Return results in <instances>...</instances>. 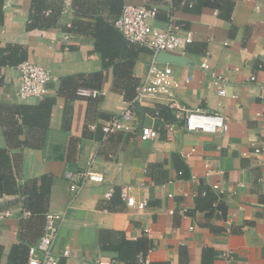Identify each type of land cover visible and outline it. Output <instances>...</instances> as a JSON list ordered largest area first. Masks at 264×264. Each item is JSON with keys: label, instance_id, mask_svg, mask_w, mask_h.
Instances as JSON below:
<instances>
[{"label": "crops", "instance_id": "obj_1", "mask_svg": "<svg viewBox=\"0 0 264 264\" xmlns=\"http://www.w3.org/2000/svg\"><path fill=\"white\" fill-rule=\"evenodd\" d=\"M40 4L0 3V148L17 184L50 178L44 211L66 212L53 244L59 264L119 260L105 247L121 236L146 244L145 264H264V0ZM124 4L157 5L154 28L165 29L172 16L179 31L192 33L190 43L168 52L180 83L176 99L223 114L225 131H187L161 100L135 103V129L103 137L101 124L133 99L151 58L112 27ZM129 49L136 50L131 64ZM204 57L209 69L200 67ZM26 59L52 73L40 99L16 94L17 65ZM214 72L226 78L224 95L212 83ZM78 86L101 94L80 97ZM144 125L157 129V137L140 139ZM89 157L103 182L73 195L64 173L81 170ZM182 164L184 176L177 171ZM125 184L133 185L136 201H146L144 209L126 206L119 193ZM4 209L13 214L0 219V264H27L26 246L42 233L45 212L22 216L19 192L0 195Z\"/></svg>", "mask_w": 264, "mask_h": 264}, {"label": "built area", "instance_id": "obj_2", "mask_svg": "<svg viewBox=\"0 0 264 264\" xmlns=\"http://www.w3.org/2000/svg\"><path fill=\"white\" fill-rule=\"evenodd\" d=\"M170 1V0H167ZM157 5L144 4H124L120 14L113 20V25L118 29L124 38L129 42L136 43L140 47L146 48L151 52V58L147 65L146 73L140 83L135 87V95L133 99L126 101L124 108L119 112L112 114L100 129L103 137L117 131H130L135 129L136 116L134 111L135 103L145 101H164V104L170 108L177 119L182 120L183 128L187 131H202L216 133L227 129L226 117L218 112H204L200 108H185L179 105L176 99L175 90L179 87V80L174 76L171 66L166 62H160L156 56L158 52H171L181 48L184 44L192 41V33L190 31H179V27L172 23L173 17L170 16L169 23L165 29H157L151 25L152 19L157 13ZM202 69H209L207 57H204L200 63ZM20 73V83L16 94L23 100L40 99L47 91V84L53 79L50 69L31 60H24L17 65ZM212 83L217 88L218 95H224L225 76L220 73L211 74ZM251 78H253L251 76ZM190 77H186L188 82ZM80 97H95L101 92L98 89L79 86L75 91ZM169 128L171 126L169 125ZM158 135L157 129L144 125L140 127L139 137L142 140H152ZM191 151L194 148L190 149ZM259 152V149H255ZM190 153V152H189ZM187 153V154H189ZM208 165L206 168L208 169ZM180 173V172H179ZM208 174V170H206ZM69 181V189L76 195L83 187L91 183H102L103 174L94 167L93 157L86 160L85 166L78 171L67 170L64 173ZM192 178L195 175L191 176ZM164 187L165 184H162ZM217 184L213 188H218ZM133 185L125 184L120 190V196L124 200L126 206L144 209L147 205L145 200L136 201L132 194ZM112 190H107L103 197L109 198ZM13 213L10 209L0 211V219L11 216ZM22 216H29L30 211L24 209ZM66 212H46L42 233L38 239L28 245L27 248V264H59V258L53 253V244L58 236L59 229L63 223ZM63 255L69 254L68 249H64ZM225 257H229L227 252ZM142 260V257H140ZM96 264H122L121 261L114 257L99 258ZM175 264V263H171Z\"/></svg>", "mask_w": 264, "mask_h": 264}, {"label": "trees", "instance_id": "obj_3", "mask_svg": "<svg viewBox=\"0 0 264 264\" xmlns=\"http://www.w3.org/2000/svg\"><path fill=\"white\" fill-rule=\"evenodd\" d=\"M34 1L36 0H33V2ZM40 3L41 0H38V5H37L38 8L41 5ZM35 8L36 7L33 4V9ZM31 18H32V14H31ZM33 24L34 23L31 22L29 25L32 26ZM112 27L115 28L113 23H112ZM126 41L129 42L128 40ZM129 43L136 44L132 42ZM141 48L143 47H140L139 49L136 50L139 51L141 50ZM136 50L134 49V51L130 50V52L128 53L126 52L125 57L127 59L130 58L129 64L132 63V58L135 56ZM167 109L170 110L173 116H175L170 108L167 107ZM158 111L159 113H161L160 109H158ZM177 171L179 172L181 171L180 175L184 176V174L186 173V168L182 164L177 167ZM49 186H50V178H48L46 175H41L38 178L30 179L22 185L17 184L11 171V161L9 154L7 153L6 149L0 148V195L13 194L19 192L21 195H23L24 209L29 210L30 215H32L44 211L43 206H45V204H47L48 201ZM45 213H43V217ZM27 248L28 246H26L25 253L27 252ZM105 248L107 250L115 251L117 253V258L122 262V264H145L143 254L146 252L147 247L142 240H129L126 239L124 236H121L120 240L117 243L106 246ZM140 257H142V260H140ZM17 264H26V262L24 263L20 261L17 262Z\"/></svg>", "mask_w": 264, "mask_h": 264}, {"label": "water", "instance_id": "obj_4", "mask_svg": "<svg viewBox=\"0 0 264 264\" xmlns=\"http://www.w3.org/2000/svg\"><path fill=\"white\" fill-rule=\"evenodd\" d=\"M156 58L158 61L166 63H170L172 60H174V57H172V55H170L168 52L163 51L158 52Z\"/></svg>", "mask_w": 264, "mask_h": 264}]
</instances>
